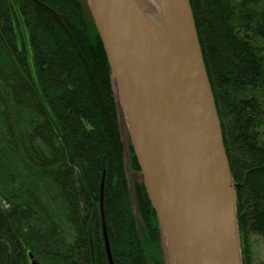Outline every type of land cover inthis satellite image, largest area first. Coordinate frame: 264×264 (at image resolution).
I'll use <instances>...</instances> for the list:
<instances>
[{"label": "trees", "instance_id": "16d2710c", "mask_svg": "<svg viewBox=\"0 0 264 264\" xmlns=\"http://www.w3.org/2000/svg\"><path fill=\"white\" fill-rule=\"evenodd\" d=\"M189 3L232 178L241 262L264 264L253 255L254 241L264 243V0ZM128 152L139 173L130 142ZM123 158L87 4L0 0V264H30L29 254L39 264H163L155 212L139 175L136 217Z\"/></svg>", "mask_w": 264, "mask_h": 264}, {"label": "water", "instance_id": "95a60500", "mask_svg": "<svg viewBox=\"0 0 264 264\" xmlns=\"http://www.w3.org/2000/svg\"><path fill=\"white\" fill-rule=\"evenodd\" d=\"M87 0L174 264H242L232 178L189 0ZM103 239L110 261L105 228ZM30 264H39L29 254Z\"/></svg>", "mask_w": 264, "mask_h": 264}, {"label": "rangeland", "instance_id": "374dc122", "mask_svg": "<svg viewBox=\"0 0 264 264\" xmlns=\"http://www.w3.org/2000/svg\"><path fill=\"white\" fill-rule=\"evenodd\" d=\"M83 4H87V0H80ZM142 8H144L146 14L156 23L160 22V12L159 8L155 2V0H138ZM144 5L146 7H144ZM18 44H20V40L18 39ZM26 54L28 58V63L30 66V69L32 70L33 64H32V59H31V53L29 48L26 46ZM116 109H117V116H118V121L119 125L121 128V136H122V150H123V160L125 163L126 167V174H127V182H128V187L130 190V195H131V200L132 203L134 204V212L136 214L137 218H140L138 209L134 203V183L139 182L140 183V176L138 172H135L131 169L130 167V162H129V152H128V134H127V128H126V123L124 119V114L122 111V108L118 102H116ZM159 229V228H158ZM160 235V244H161V252H162V260L163 264H174L173 258H170L169 255V246L167 244V241L165 240L164 236ZM253 255H254V260L256 262H259L263 259L264 257V243L260 240H255L254 245H253Z\"/></svg>", "mask_w": 264, "mask_h": 264}, {"label": "bare ground", "instance_id": "6f19581e", "mask_svg": "<svg viewBox=\"0 0 264 264\" xmlns=\"http://www.w3.org/2000/svg\"><path fill=\"white\" fill-rule=\"evenodd\" d=\"M144 7H146V6L144 5Z\"/></svg>", "mask_w": 264, "mask_h": 264}]
</instances>
